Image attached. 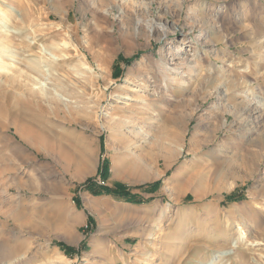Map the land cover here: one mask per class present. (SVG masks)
<instances>
[{
  "label": "rangeland",
  "instance_id": "374dc122",
  "mask_svg": "<svg viewBox=\"0 0 264 264\" xmlns=\"http://www.w3.org/2000/svg\"><path fill=\"white\" fill-rule=\"evenodd\" d=\"M0 108V264H264V0H0Z\"/></svg>",
  "mask_w": 264,
  "mask_h": 264
},
{
  "label": "trees",
  "instance_id": "16d2710c",
  "mask_svg": "<svg viewBox=\"0 0 264 264\" xmlns=\"http://www.w3.org/2000/svg\"><path fill=\"white\" fill-rule=\"evenodd\" d=\"M118 59H122L125 62L130 61V59H123L120 56L118 57ZM101 146L103 147V141H102ZM99 174L102 176L103 181H105L108 178L109 167L106 161H104L101 171L99 169ZM160 184H161L160 181H156L150 184H144V185H139L136 187H131L123 182L116 181L111 186L107 184L97 185L94 182L93 178H89L84 183V189L88 190L93 195H111L112 197L116 199H123L128 202L140 204V203L145 202V200L142 198V196L139 193H135L133 191L136 189V190H142L145 192H155L160 187ZM88 221L89 223H92L93 217L89 215ZM57 245L67 256L72 257L75 253H79L82 250V246L84 247V241L81 243V247L79 248L62 243V242L57 243Z\"/></svg>",
  "mask_w": 264,
  "mask_h": 264
},
{
  "label": "bare ground",
  "instance_id": "6f19581e",
  "mask_svg": "<svg viewBox=\"0 0 264 264\" xmlns=\"http://www.w3.org/2000/svg\"><path fill=\"white\" fill-rule=\"evenodd\" d=\"M57 56V55H56ZM55 60V59H54ZM47 62V61H46ZM162 66V65H161ZM126 98H128V97H126ZM1 110H2V108H0ZM0 110V111H1ZM4 110V109H3ZM2 110V111H3ZM6 110V109H5ZM1 113H3V112H1ZM6 113V112H5ZM5 113H3V115L5 114ZM1 117H2V115H1ZM232 163V162H231ZM168 164H169V162H168ZM167 164V165H168ZM234 165V164H233ZM239 166V165H238ZM235 169V168H234ZM233 169V170H234ZM237 169V168H236ZM239 169V168H238ZM234 172H235V170H234ZM233 172V173H234ZM229 175V174H228ZM11 240L9 241V240H7L6 242H4V243H2L1 244V246H2V248H1V246H0V255L2 256V257H8V256H10L11 254H12V252H13V250H14V248H13V246H12V244H11Z\"/></svg>",
  "mask_w": 264,
  "mask_h": 264
}]
</instances>
